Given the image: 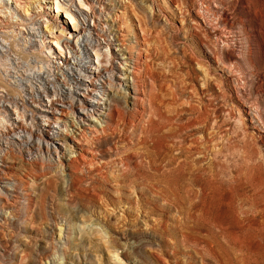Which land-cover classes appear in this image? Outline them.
<instances>
[{
	"label": "rangeland",
	"instance_id": "obj_1",
	"mask_svg": "<svg viewBox=\"0 0 264 264\" xmlns=\"http://www.w3.org/2000/svg\"><path fill=\"white\" fill-rule=\"evenodd\" d=\"M74 1L0 0V33L9 31L14 54L23 62L37 58L33 70L46 69L47 58L53 68L67 67L66 60L78 56L74 45L83 52L80 43L89 32L82 23L91 16L93 4ZM212 1L215 8L227 9V26L214 7L208 9L207 0L120 1L116 8L127 10L122 21L117 20L122 30H143L146 35L150 74L166 116L165 135L156 141L160 148L145 143L135 126L119 122L95 140L93 160L67 173L53 159L29 156L25 148L15 146L9 179L27 182L32 200L25 203L19 194V201L12 203L15 197L9 195L3 202L8 206L5 215L0 207V264H156L152 249L162 248V236L140 228L150 205L180 240L176 249L168 247L172 264H220L216 257L225 264H264V14L250 17L257 29L246 33L233 4ZM258 26H263L261 31ZM222 33L238 41L229 51L245 57L247 67L233 57L224 58ZM30 42H35L38 56L30 51ZM249 43L251 51L245 56ZM43 53L45 60L40 58ZM103 57L102 50L91 49L94 68L102 66ZM2 59L0 73L5 76ZM5 89L2 85L0 94H6ZM1 98L0 110L5 103ZM8 118H22L20 108H8L7 117L0 115L3 138ZM149 153H158V161H151ZM170 162L183 169L165 183L160 177L172 170L165 165ZM187 170H196L195 177ZM179 191L194 193L189 217L178 210L173 192ZM152 192L167 199L162 209L150 203ZM187 226L189 237L181 231ZM209 240L215 254L209 252Z\"/></svg>",
	"mask_w": 264,
	"mask_h": 264
},
{
	"label": "bare ground",
	"instance_id": "obj_2",
	"mask_svg": "<svg viewBox=\"0 0 264 264\" xmlns=\"http://www.w3.org/2000/svg\"><path fill=\"white\" fill-rule=\"evenodd\" d=\"M120 1L121 0H91L93 3L91 5V16H88V19H84L82 23V29L85 32H89L80 43L83 52L81 53L80 49H77L74 45L73 48L75 52L78 53V56H75L74 61L67 59V67H64V65H56V67L53 68V65H51L52 61L43 53L45 58H40L44 60L47 58L48 63L45 67L46 69L40 68L38 69L39 71L33 70V68L37 66L35 63V59L37 60V58L30 57L31 60L30 58L27 59L29 63L23 62L19 55L17 56L14 54V39L10 36V33H8L9 31L0 33V57L3 58L2 61H4L3 72L5 74L7 71L6 75L12 76L11 79H6V75L3 76V73H0V88H2V85H5V90L8 91H6V94H0L2 95L1 101L5 102L4 108L0 110V115H5L7 117L8 108H20L22 112V118H17L16 121H11V119L8 118L6 135L4 138L2 134L5 132L3 131L2 133L0 130V180H3L5 177L8 178L3 180V187H0V207H4L2 214L5 215L8 212L6 210L8 206L3 202L9 201V195L15 197V199L10 201L12 203L19 201L18 199L21 197L19 194L24 195L23 197L26 199L25 203H29L30 199L32 200V198H30L31 193L28 191L27 182L22 179H9L14 171V165L10 158L11 154L14 152L15 146L25 148L29 156L34 155L35 157L42 156L53 159L61 171L71 173L78 169L80 165L82 166L83 163L86 164L90 162L89 160H93L96 156L94 147L96 146L95 140L102 133L106 134L107 131L113 129V126L115 127L119 122H122L123 124L135 126V128L139 130L142 140L154 149L159 150L160 147L156 145V141H160L158 138L165 135L166 116L160 106V99L162 98L159 97V93L155 89L156 84L154 82V77L151 75L152 73L150 74L151 68H149L147 61L149 56L146 57L149 48L145 46L147 45L145 43L147 41L146 35L143 30H141V33L134 31L130 34L122 30V24L117 22V20H119L121 14L127 10L116 8L119 7L118 4ZM207 1V5L209 6L208 9L217 6L214 1ZM215 1L222 4V6L233 4L234 9L236 8V12L240 11L238 23L242 31L246 33H253L256 31L257 28L251 24L250 17L264 14V0ZM74 2L75 1L72 0V3ZM215 9L220 15L222 24L224 23L226 24L225 26H227L229 23V14L225 12L227 9ZM39 21H41V23L43 22L41 19H39ZM120 21L122 20L120 19ZM202 21L207 23L206 19L202 18ZM32 22L33 25L37 26L38 20ZM36 26L35 28H37ZM262 28L263 26L259 27L258 30L261 31ZM228 32H230V30ZM21 33L24 34L23 32ZM223 33L221 34L220 49L224 58L231 59L233 57L241 66L247 67L245 57H240L239 54L229 51V48H235L236 45H238V41L234 40L230 34L227 35V33ZM248 36L250 38L251 34ZM130 37L135 39V43L139 45L138 47L135 43H132ZM65 42L70 44L68 40H65ZM30 43L29 49L35 54L33 56H38V53H35V42ZM250 44L251 43L246 47L247 52H244L245 56L251 51L252 45ZM111 45H114L113 48ZM103 48H111V51L104 52ZM91 49L102 50L104 53L102 66L94 68V61L91 59ZM13 55L15 56L14 59L12 58ZM21 67H24V69L26 67L31 69L27 71L26 69H21ZM11 72H14V74H11ZM47 86L48 89L44 88L42 90L43 87ZM47 99L50 100L46 104ZM20 100L21 102H19ZM163 101L164 100H162V103ZM45 104L47 108L42 107ZM29 117L32 120L30 123ZM40 126L42 129H40ZM15 137L16 139H14ZM148 139L153 141L152 144L151 142H146ZM157 154L158 153L151 155L149 153L150 160L156 162L158 159ZM131 162L129 158L128 164ZM165 165L173 167L172 170L161 173L160 179H163L165 183L170 179V176L183 169V166L178 162L165 163ZM164 168H166V166ZM186 172L193 178L196 175V170H187ZM213 179H215V177H213ZM20 186L23 191L18 192ZM197 188L201 189L202 187ZM152 193L154 196L150 203L153 202L162 209L160 204L168 202L167 199L162 196L160 197L154 192ZM173 195L179 202L178 210H180L183 215H188L189 217L192 214L195 204V200L192 199L194 193L191 196L185 192L179 191L178 193L173 192ZM28 203L26 204L27 208H29ZM150 206L152 209H145V216L147 218L142 219L140 228L154 229L158 235L162 236L161 241L163 245H160L162 248L158 251L152 249L155 263L172 264V261L167 258L171 250L168 247L172 245L174 248L177 247L180 240L179 238L177 239V235L173 232L170 233L168 231L169 229L167 230L168 227L165 228L163 226V220L153 214L155 207L152 205ZM181 231L183 236H190L188 226L187 231L183 230V227ZM211 242L210 240L206 241V244L209 248V252L215 254V244L212 245ZM216 258H218L220 264H225L220 257ZM173 263H175V261H173ZM176 264L178 263L176 262Z\"/></svg>",
	"mask_w": 264,
	"mask_h": 264
}]
</instances>
